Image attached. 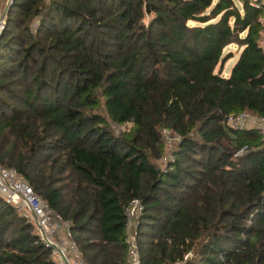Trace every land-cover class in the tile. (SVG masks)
<instances>
[{
  "label": "trees",
  "instance_id": "obj_1",
  "mask_svg": "<svg viewBox=\"0 0 264 264\" xmlns=\"http://www.w3.org/2000/svg\"><path fill=\"white\" fill-rule=\"evenodd\" d=\"M13 1L0 36V163L70 223L84 264H125L135 198L142 264H264V142L225 126L231 114L264 118L263 6ZM228 46L241 52L224 78ZM164 130L180 141L160 170ZM0 264H54L1 197Z\"/></svg>",
  "mask_w": 264,
  "mask_h": 264
},
{
  "label": "built area",
  "instance_id": "obj_2",
  "mask_svg": "<svg viewBox=\"0 0 264 264\" xmlns=\"http://www.w3.org/2000/svg\"><path fill=\"white\" fill-rule=\"evenodd\" d=\"M7 1L9 4L13 3V0ZM251 6L256 9L263 6L264 9V5L258 1H252ZM4 18L0 10V36L6 27ZM263 20L264 17L261 19L264 24ZM262 43L261 40L260 44L263 45ZM225 126L234 130H257L264 142V118L262 117L249 112L231 114L225 118ZM162 134L170 146L173 142L178 144L180 141V137L170 130H164ZM243 152L244 150H241L237 155L240 156ZM172 161V157L165 161L164 170ZM0 197L7 205L15 209L20 217L33 226L40 243L50 250L54 264H84L80 251L71 236L70 223L56 214L15 169L4 167L1 163ZM124 212L125 264H142L138 233L144 206L139 199L135 198L126 205ZM188 257L189 255L185 259Z\"/></svg>",
  "mask_w": 264,
  "mask_h": 264
},
{
  "label": "rangeland",
  "instance_id": "obj_3",
  "mask_svg": "<svg viewBox=\"0 0 264 264\" xmlns=\"http://www.w3.org/2000/svg\"><path fill=\"white\" fill-rule=\"evenodd\" d=\"M46 2H49L50 0H45ZM251 1H257V0H251ZM14 2V1H13ZM236 3L238 5V7H240V2L236 0ZM260 3L262 5H264V0H260ZM13 5L12 4H9L7 0H0V10L2 12V14L5 16V25H7V13H8V10L10 9V7ZM264 22V20H263ZM38 19H34L33 22L30 24V30L31 32L33 33H36V30H37V27H38ZM6 29V27H5ZM4 29V31H5ZM3 31V32H4ZM262 41H263V47H264V31H263V34H262ZM241 52V49L235 47V46H228L224 53L225 54H231L232 58L227 60L223 66H222V76L224 78H228L230 73H231V70L233 68V66L235 65L237 59H238V56H239V53ZM130 128L129 125H125V126H122V127H118V126H115L113 125L112 126V129L113 131L116 133V134H119V133H122V132H125V131H128ZM164 154L162 156V158L157 162L160 170H164L165 169V161L166 160H169L172 155H173V152L176 150V146H177V143L176 142H173L172 145L170 146L167 141L164 139Z\"/></svg>",
  "mask_w": 264,
  "mask_h": 264
},
{
  "label": "water",
  "instance_id": "obj_4",
  "mask_svg": "<svg viewBox=\"0 0 264 264\" xmlns=\"http://www.w3.org/2000/svg\"><path fill=\"white\" fill-rule=\"evenodd\" d=\"M258 2H260V0H257Z\"/></svg>",
  "mask_w": 264,
  "mask_h": 264
}]
</instances>
